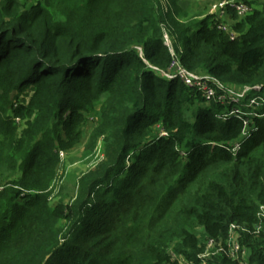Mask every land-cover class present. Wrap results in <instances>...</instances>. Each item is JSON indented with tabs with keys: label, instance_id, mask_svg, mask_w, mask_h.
Instances as JSON below:
<instances>
[{
	"label": "trees",
	"instance_id": "trees-1",
	"mask_svg": "<svg viewBox=\"0 0 264 264\" xmlns=\"http://www.w3.org/2000/svg\"><path fill=\"white\" fill-rule=\"evenodd\" d=\"M180 1H0V264H264V106L225 119L235 102L167 77L165 38L187 70L264 100V2L229 10L231 39ZM88 117L85 155L103 137V157L52 204ZM232 224L249 229L245 257L228 252ZM209 240L222 248L206 258Z\"/></svg>",
	"mask_w": 264,
	"mask_h": 264
},
{
	"label": "built area",
	"instance_id": "built-area-1",
	"mask_svg": "<svg viewBox=\"0 0 264 264\" xmlns=\"http://www.w3.org/2000/svg\"><path fill=\"white\" fill-rule=\"evenodd\" d=\"M1 1V0H0ZM216 3L213 6V12L216 13L219 17H223L230 9L235 11L239 17H244L250 12L253 11V5H250L245 0H215ZM218 28L221 31H224L229 34L231 39H235L238 34L232 28L231 23L220 22L218 24ZM166 43L170 47L174 61L170 67V72L168 73V78L173 79L175 77H179L182 81L185 82L190 87H194L198 89L202 94L208 98L209 100L218 101L223 104L235 102L236 105H233L231 108V112L229 114H225L224 118L228 119L231 116L241 117L243 114L245 115H253L259 116L258 111L260 108L264 106V100H260L256 96H249L250 91L253 89H260L261 86H249L245 85L242 88H237L233 86H225L223 82H221L218 78L212 77L210 75H203L193 71L187 70L181 63L179 59V54H176L172 42L170 38H168V34L165 35ZM182 54V50L180 51ZM218 89H221L222 92L218 93ZM243 104L242 107L239 105ZM243 107L245 109H243ZM264 114L260 115L261 117ZM255 128H251L249 125V120L245 121V128L242 133L243 138H249L252 133L255 131ZM162 136H167L168 133L164 130L161 131ZM240 143V142H239ZM237 143L233 150H237L240 148V144ZM61 159L65 156V151H61ZM4 188L2 184H0V191ZM264 227V205L261 206L258 213V223H256L254 227L253 233L260 232ZM239 229L247 230L243 225L232 224L230 228V236L228 239V252L233 258H239L240 254L242 256H246V250L241 248V245L238 241V231ZM210 245H216V242L213 240H209ZM221 244H218V249H221ZM208 253H205L203 257H206ZM201 264H207L206 261Z\"/></svg>",
	"mask_w": 264,
	"mask_h": 264
},
{
	"label": "rangeland",
	"instance_id": "rangeland-1",
	"mask_svg": "<svg viewBox=\"0 0 264 264\" xmlns=\"http://www.w3.org/2000/svg\"><path fill=\"white\" fill-rule=\"evenodd\" d=\"M251 1L254 2L253 0ZM215 3H216L215 0H181L180 8L181 11L189 14V17L190 16L205 17L210 14H215L219 21L225 23H231L229 19L225 20L224 17H219L216 13L213 12V6ZM260 3L261 2L258 3L254 2V6L258 7ZM228 13L229 11L225 15H227ZM168 38H170L169 34H168ZM96 125L97 122L94 119V117H88L83 128L81 142L77 144L72 150L68 152L65 151V156L62 159L60 165L58 166L57 176L51 187V189L53 190L51 195L52 204H56L62 199L60 188L65 180H67L69 177L79 176L81 173L86 172L90 167L94 166L99 160L102 159L104 151L102 150L103 148H101L100 142L103 139V137H101L99 145L93 150L91 155L90 156L85 155V147ZM0 180L4 181V176L2 174H0ZM68 200H69V196L64 198L65 202H68ZM217 250H218V245L208 246L206 252L208 254L206 258ZM175 256L177 258H180L181 261H184L182 256L179 255H175Z\"/></svg>",
	"mask_w": 264,
	"mask_h": 264
},
{
	"label": "crops",
	"instance_id": "crops-1",
	"mask_svg": "<svg viewBox=\"0 0 264 264\" xmlns=\"http://www.w3.org/2000/svg\"><path fill=\"white\" fill-rule=\"evenodd\" d=\"M255 3H258V2H264V0H253ZM224 17V19L225 20H227V19H229L230 21H232L233 20V18H232V15L231 14H227V15H224L223 16Z\"/></svg>",
	"mask_w": 264,
	"mask_h": 264
}]
</instances>
